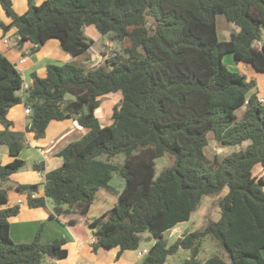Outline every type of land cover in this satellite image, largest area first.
<instances>
[{
  "label": "trees",
  "instance_id": "obj_1",
  "mask_svg": "<svg viewBox=\"0 0 264 264\" xmlns=\"http://www.w3.org/2000/svg\"><path fill=\"white\" fill-rule=\"evenodd\" d=\"M0 4L11 19L0 29L15 28L16 48L30 40L29 53L49 38L69 56L86 53L93 40L83 28L90 25L119 44L93 67L48 62L45 76L32 72L22 94L21 72L0 51V145L12 157L0 164V264H45L67 256L65 238L43 244L37 233L31 243L11 240L9 219L20 208L6 205L11 189L26 195L29 207H45L50 199V218L68 231L87 214L97 191L113 192L116 203L88 223L93 248L136 250L149 231L154 243L143 264H166L179 247L190 251L180 264H264V177L253 172L257 164L264 167V95L258 96L254 78L223 62L231 54L264 73V0H28L21 14L12 0ZM218 14L238 28L228 39L217 36ZM117 92L103 122L95 111L104 95ZM21 102L31 111L25 129L17 130L8 114ZM65 119L84 133L57 152L61 165L41 183L11 180L25 164L19 156L25 133L41 139L50 121ZM212 143L234 149L210 158L205 148ZM119 154L124 160L115 164ZM165 155L173 162L155 176L156 159ZM113 173L124 181L119 192L110 185ZM224 187L227 193L214 201L220 217L167 246L164 232ZM208 236L217 250L200 260Z\"/></svg>",
  "mask_w": 264,
  "mask_h": 264
},
{
  "label": "crops",
  "instance_id": "obj_2",
  "mask_svg": "<svg viewBox=\"0 0 264 264\" xmlns=\"http://www.w3.org/2000/svg\"><path fill=\"white\" fill-rule=\"evenodd\" d=\"M35 4H39L43 0H32ZM12 6L16 13L21 14L27 11L28 9V0H12ZM10 17L4 11L0 4V22L9 23ZM15 32V28H11L6 32H3L0 29V51L9 58L12 62H14L21 72L22 76L29 82V78L31 73H36L38 76L40 67L41 70H45L46 72V64L48 62H52L54 59V53L59 55L61 58L59 63L69 61V55L64 54L57 48L58 42H50V47L46 46L47 41L44 42V47L35 52L29 53V44H25L24 48H17L19 50V54L14 53L13 49L16 48L13 46V33ZM7 40V41H5ZM45 49V51L43 50ZM16 54V62L11 58L12 55ZM21 57H24L25 60L20 62ZM238 62V61H237ZM236 62V63H237ZM246 64V63H245ZM244 64V65H245ZM250 67V71L252 72V68L249 64H246ZM23 66V67H22ZM46 74V73H45ZM252 76H254L252 74ZM254 78V77H250ZM255 79V78H254ZM257 87L260 88L258 81L256 80ZM262 88V87H261ZM19 94V93H18ZM258 96L260 94L264 95V87L261 90H258ZM27 116L25 114L23 108V123H19V117L16 116L14 119L17 121L15 128L17 130H24L27 124ZM102 120V119H101ZM84 130L78 128L72 119L65 120H52L48 123L46 127L45 136L41 139H35L31 132L25 133V143L24 147L21 149L19 156L25 161L24 168L22 167L20 170L13 173V181L19 183H41L43 181L44 174L52 170L62 163V158L57 155V152L69 141H72L71 138L74 134L80 133L81 135L84 133ZM6 146V145H5ZM0 152L3 154L4 162L7 163L11 160V156L8 154L7 147L3 150L2 145H0ZM9 160V161H8ZM36 164H42V170L34 169L33 166ZM25 172H22L23 170ZM39 195L43 194L42 187H40ZM24 194H20L16 192L12 199L8 198V202L6 205H13L17 203L18 199H22L23 202L19 204V212L17 215L11 217L10 220V228L9 235L12 239L13 231L17 236V240H25L27 235L24 234L25 231L30 232L29 239L33 238L34 235L41 223H51L54 218H50L49 213L53 212V205L50 206L47 204L45 207H29ZM111 194L106 192L104 195L97 191L95 197V203L98 201H104L105 199L111 197ZM99 198V199H98ZM117 198V197H116ZM98 199V201H96ZM93 201V202H94ZM93 204V203H92ZM91 204V206H92ZM90 206V208H91ZM2 206H0L1 208ZM89 208V210H90ZM110 208V207H109ZM64 209V208H63ZM108 209V208H106ZM104 207L99 211V214L106 210ZM89 210L85 216H82L83 221L80 223L82 226H86V231H81V233H76L73 229L68 231L65 229L67 235H64L63 232L57 231V227L49 226L46 238H44V242H51L54 238H68L69 242H65L64 247L67 249V256L62 259L61 264H143V256L138 254V250L142 248H148V246L143 245L136 250H124L119 253V248L114 247L111 249H104L102 247H98L96 249L93 248V243L96 241L95 237L92 236L90 232V228L88 223L92 220L89 219ZM98 214V215H99ZM97 215V216H98ZM95 217V215H94ZM93 217V218H94ZM204 226V225H203ZM51 227V228H50ZM56 228V229H55ZM66 240V239H65ZM68 244V245H66ZM66 245V246H65ZM57 261V260H56ZM56 261H52L54 264ZM58 264L59 261H58Z\"/></svg>",
  "mask_w": 264,
  "mask_h": 264
},
{
  "label": "rangeland",
  "instance_id": "obj_3",
  "mask_svg": "<svg viewBox=\"0 0 264 264\" xmlns=\"http://www.w3.org/2000/svg\"><path fill=\"white\" fill-rule=\"evenodd\" d=\"M8 15V14H7ZM9 16V15H8ZM10 17V16H9ZM216 26H217V36L220 40H225L229 38V35L231 32L237 31L238 28L232 24L229 23L225 16L222 14H218L216 16ZM84 33L86 35V37L89 39L91 38L93 40V43L91 44L90 48L87 50L86 53H83L81 55L78 56H70L69 57V61H73L76 63H81L84 66L87 67H93L96 66L98 64H100L103 60L102 57L104 56H111L112 53L114 52L113 49H119V44L117 43H112L111 41H109L107 35H100L93 26H86L83 28ZM263 36H264V32H263ZM58 42L56 38H49L47 40V47H50L49 43L50 42ZM25 44H29V47L31 48V46H33V43L30 40H26L23 44H22V48H24ZM57 48L62 51L64 54H66V52L60 47V45L57 43ZM44 47V45H40V47L35 50V52L41 50ZM45 51V49H43ZM14 53L19 54V50L17 48L13 49ZM33 52V53H35ZM40 52V51H39ZM101 52H104L102 55ZM16 54L12 55L11 58L16 62ZM54 59L52 60V63H58L60 62L61 58H59V55L57 53H54ZM88 58L86 61H84V59ZM223 62L224 64L230 68V69H235L238 70L242 73H244L247 78L250 77H254L255 80L258 81L259 86H261L262 88L264 87V73L256 71L251 65L252 68V72L251 73V69L248 65H246L244 62L242 61H238L237 63L233 60L232 55H225L223 57ZM63 63V62H62ZM245 64V65H244ZM23 67V66H22ZM38 73L41 77L45 76L44 71L45 70H41L40 71V67L38 68ZM252 74L254 76H252ZM258 88L256 85V90H261L262 88ZM262 95L260 94L259 97H261ZM71 97V96H70ZM120 98V93H110L107 95H104L102 98V101L100 102V105L98 106V108L95 111L96 116H98L100 119H102L103 122H106L109 120V113H110V108L111 106L118 101V99ZM23 108L24 105L23 103H19L15 106H13L10 111H9V118H11L15 125L17 124V121L14 119L16 116L19 117V123L22 124L23 122ZM236 114L239 118L243 117V109H238L236 110ZM81 136L80 133L78 134H74L71 138V140H75L78 139ZM243 146H245L244 144H242ZM3 150L6 149L5 145H2ZM234 147H228V148H221L219 146H217L215 143L212 145H209L205 148V152L206 154H208V156L210 158H212L214 155H218L219 158L223 157L224 155H226V153L233 151ZM2 155L4 156V152L3 154L0 152V164L5 163L4 162V158L2 157ZM22 158V157H21ZM105 156H101V159H104ZM124 160V155L123 154H119L116 155L115 157H113V159L111 161H113L115 164H121ZM9 161V160H8ZM173 162V158L169 155H165L162 156L160 158L156 159V164H155V176H157L161 170H163L166 166L171 165ZM24 168V167H23ZM26 170L24 169L22 172H25ZM253 172L256 175H260L262 177H264V167H262L260 164H257L253 167ZM13 175V174H12ZM12 175L10 176L11 180L13 179ZM110 185L113 188L114 191L119 192L124 185V181L123 178L121 176H119L117 173H113L112 175V179L110 181ZM100 192L104 195V193L108 192L110 193L111 197L105 199L104 201H101L102 203H100L98 201V199L96 201H98L97 203H95V201L93 202L90 210H89V219H93L94 215L95 217L99 214V211L101 209H103V207L109 208L112 205H114L116 203L117 200V195L113 194V192H109L106 190H100ZM16 192L14 190H8L7 192V197L9 199H12V196L15 194ZM227 193V187H224L218 194H210V195H205L202 200L201 203L199 205V207L192 212V214L190 215L189 219L186 221H182L180 223H178L174 228L164 232L163 234V240L166 242L167 246L172 244L177 238H179L184 232H189V231H193L195 229L201 228L203 225H205V223L209 220L215 221L220 217V210L217 207V205L214 204V201L216 200V198L218 196L224 195ZM24 196V195H23ZM26 198V195H25ZM47 204H49L50 206L53 205L52 201L50 199H47ZM67 207V205H63V208L65 209ZM83 221V218H81V216L78 217V222L79 225L76 226L75 228V232L76 233H81V231H86V226H82L80 223ZM10 222V220H9ZM54 226L57 227L59 229H57V231L59 230V232H63L64 235H67L63 225L54 218L53 221H51V223H46L45 226L42 227V229L39 231L37 229V231L39 232H35V234L33 236V238L29 239L30 237V232L29 231H25L24 234L27 235L25 237V240H17V236L13 231V235H12V241L15 244H19V243H31L33 242L36 237H37V233L40 234V236H38V242L39 243H47L44 242V238H46L47 232H48V227L49 226ZM40 227V226H39ZM51 228V227H50ZM56 229V228H55ZM66 242H69L68 238H65ZM49 243V242H48ZM154 243V239L151 236L149 231H145L142 233V240L139 243L140 246L146 245V246H150L151 244ZM216 242L210 237H206L204 238V240L202 241L201 244V253L199 255V259L200 260H205L209 255H212L213 253H216L215 251L217 250L215 246ZM68 245V244H66ZM65 245V246H66ZM190 255V251L179 247L178 250L172 254L169 255L167 257V261L166 264H180L182 261H184L186 258H188ZM59 263L61 264L62 259L58 260ZM45 264H52L51 260H48L45 262ZM203 264V263H201Z\"/></svg>",
  "mask_w": 264,
  "mask_h": 264
},
{
  "label": "built area",
  "instance_id": "obj_4",
  "mask_svg": "<svg viewBox=\"0 0 264 264\" xmlns=\"http://www.w3.org/2000/svg\"><path fill=\"white\" fill-rule=\"evenodd\" d=\"M5 41H7V40H5ZM24 60H25V58L21 57L20 62H23ZM28 88H29V82L26 81V79L23 77V81H22V84H21V88H20L19 94H22V92L24 90L28 89ZM261 101H264V98H261ZM24 111H25V114L28 115L30 113L31 109H30L29 106H25L24 107ZM43 180H44V177H43ZM35 196H36V193H32L31 194V197H35ZM22 202H23L22 199H18L17 200L18 204H20ZM146 252H147V248H142V249L138 250V254L140 256H144L146 254ZM54 264H58V261H56Z\"/></svg>",
  "mask_w": 264,
  "mask_h": 264
}]
</instances>
